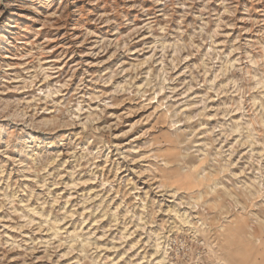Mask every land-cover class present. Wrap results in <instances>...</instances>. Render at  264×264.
<instances>
[{
    "label": "rangeland",
    "instance_id": "obj_1",
    "mask_svg": "<svg viewBox=\"0 0 264 264\" xmlns=\"http://www.w3.org/2000/svg\"><path fill=\"white\" fill-rule=\"evenodd\" d=\"M0 264H264V0H0Z\"/></svg>",
    "mask_w": 264,
    "mask_h": 264
}]
</instances>
